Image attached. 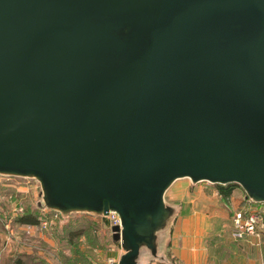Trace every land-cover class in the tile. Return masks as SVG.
Wrapping results in <instances>:
<instances>
[{
    "label": "water",
    "instance_id": "water-1",
    "mask_svg": "<svg viewBox=\"0 0 264 264\" xmlns=\"http://www.w3.org/2000/svg\"><path fill=\"white\" fill-rule=\"evenodd\" d=\"M0 177L116 212L117 264H174L178 181L264 204V0H0Z\"/></svg>",
    "mask_w": 264,
    "mask_h": 264
},
{
    "label": "rangeland",
    "instance_id": "rangeland-1",
    "mask_svg": "<svg viewBox=\"0 0 264 264\" xmlns=\"http://www.w3.org/2000/svg\"><path fill=\"white\" fill-rule=\"evenodd\" d=\"M205 185L209 189L199 191L198 186H193L189 180L178 181L168 191L167 200L171 203L202 199L215 201L214 187L209 184H204V187ZM238 189L245 194L241 188ZM40 191V184L35 180L0 177V264H10L12 258L17 256H24L32 264L35 253L47 264H72V259L76 257L74 248L67 239L68 232L88 227L90 221L85 217L74 214L54 221L47 228L40 222L33 227L15 223L18 215L37 210L36 202L40 199ZM262 207L264 209V204ZM114 232L116 233L115 230ZM92 234L98 237L100 244L87 248L90 264H110L111 259L118 261L120 245L113 241L112 227L108 219L98 222V226L93 227ZM83 241L86 243L87 239L84 238Z\"/></svg>",
    "mask_w": 264,
    "mask_h": 264
},
{
    "label": "crops",
    "instance_id": "crops-1",
    "mask_svg": "<svg viewBox=\"0 0 264 264\" xmlns=\"http://www.w3.org/2000/svg\"><path fill=\"white\" fill-rule=\"evenodd\" d=\"M195 186L199 191L209 189L202 183ZM214 190L215 201L199 196L202 200L180 202L167 247L168 259L174 264H264V231L259 238L232 237V213L244 205L246 195L235 189L225 197Z\"/></svg>",
    "mask_w": 264,
    "mask_h": 264
},
{
    "label": "trees",
    "instance_id": "trees-1",
    "mask_svg": "<svg viewBox=\"0 0 264 264\" xmlns=\"http://www.w3.org/2000/svg\"><path fill=\"white\" fill-rule=\"evenodd\" d=\"M202 184H207V183H202ZM209 185L213 186L216 190H218V192H220L225 197L230 196L235 189L240 188V186L237 184H228L225 186H223V185H211V184H209ZM36 209L37 210L29 211L26 213H22L21 215H18L15 219V223L18 225H25V226L38 225L40 220H41V217L43 215L42 214L43 211L38 209V208H36ZM75 215L85 217V219H88L90 221V223H88L89 224L88 227H81L79 229H72V230H69V232H68V237H67L68 242H69L70 246L74 248L73 250H74L75 255H76V257L72 259V261H73L72 264H84V262H86L85 264H90V261H89L90 259H89L88 254H87V252H88L87 248L92 247L95 244H100V242L98 241V237H96L95 235L92 234L93 227L96 225L98 226V222H100L102 220H107V219L96 218V217H92V216H89L86 214H75ZM71 216H73V215H71ZM84 238L87 239V242L85 241L86 243H84V241H83ZM0 245H1V233H0ZM93 247H95V246H93ZM101 248H103V247H101ZM33 258H34V262L32 264H39V263L40 264H47L44 261L39 259V256L37 255V253L34 254ZM0 259H1V256H0ZM36 262H38V263H36ZM10 264H30V263H28V261L26 260V258L24 256H17L16 258H12Z\"/></svg>",
    "mask_w": 264,
    "mask_h": 264
},
{
    "label": "built area",
    "instance_id": "built-area-1",
    "mask_svg": "<svg viewBox=\"0 0 264 264\" xmlns=\"http://www.w3.org/2000/svg\"><path fill=\"white\" fill-rule=\"evenodd\" d=\"M263 204H256L250 199L245 200L244 205L236 209L232 213L231 228L232 237L235 240H244L249 237H260L264 231V209ZM43 218L41 217L40 224L47 228L54 221H59L63 217L54 211L44 209ZM48 214V215H47ZM50 216V219L48 218ZM111 227L120 226V217L116 212H111L108 219ZM27 227H33L28 225ZM110 264H117L115 259L110 260Z\"/></svg>",
    "mask_w": 264,
    "mask_h": 264
}]
</instances>
